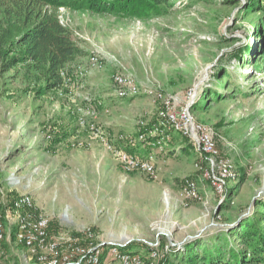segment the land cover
I'll use <instances>...</instances> for the list:
<instances>
[{"label": "rangeland", "instance_id": "1", "mask_svg": "<svg viewBox=\"0 0 264 264\" xmlns=\"http://www.w3.org/2000/svg\"><path fill=\"white\" fill-rule=\"evenodd\" d=\"M229 1L172 0L168 11L147 18L58 11L87 52L76 62L85 65L95 54L103 66L88 73L80 91L98 100L107 94L110 104L102 115L118 123H109L111 138L123 134L135 138L137 145L141 123L152 127L159 121L161 104L144 89L174 97L177 109L189 102L188 91L197 89L190 109L197 120L212 127L222 155L235 165L237 177L228 182L224 201L204 171L197 169L200 156L190 140L178 131L167 128L171 141L158 155L164 175L155 180L142 170L127 169L88 127L79 124L80 103H71L75 95L70 87L39 96L35 84L25 82L17 69L0 75V190L5 196L11 199L23 191L9 190L7 177L12 171L28 177L38 167L32 196L46 203L45 212L37 210L50 218L53 237L85 239L89 229L94 243L134 244L127 250L142 253L147 264L152 246L185 241L171 245L155 264H189L188 257L214 242L227 230L226 224L251 214L255 200H264V62L251 59L244 48L248 43L254 46L251 30L264 15H249L239 7L242 1ZM240 47L243 61L233 57ZM224 67L233 77L218 73ZM113 74L132 76L142 92L118 97ZM214 91L223 93V99H216ZM99 116L94 120L107 128ZM185 177L197 180L205 200L180 205L178 193ZM161 178L169 187V204ZM6 224L0 264H38L27 247L16 243L14 221ZM231 237L237 243V237Z\"/></svg>", "mask_w": 264, "mask_h": 264}, {"label": "built area", "instance_id": "2", "mask_svg": "<svg viewBox=\"0 0 264 264\" xmlns=\"http://www.w3.org/2000/svg\"><path fill=\"white\" fill-rule=\"evenodd\" d=\"M88 59L85 65L81 62L74 63L71 71L67 68L62 69L63 86H83L88 73L103 69L97 55H90ZM112 79L115 86L114 93L118 97L135 96L142 92L141 87L132 76L113 74ZM143 92L158 101L161 108L158 112L159 121L147 132L140 134L138 139L156 137L158 138L156 147L163 150L170 138L167 128L178 131L187 137L195 152L200 156V162L195 164L197 169L204 171V176L210 180L212 186L222 196L221 201H224L228 193V182L237 177L235 165L232 159L222 155L212 127L197 120L190 109V102L194 100L197 89L194 87L188 91L189 102L180 109H177L176 99L162 90L147 88ZM91 100L90 96L86 97L77 106L76 114L79 124L88 127L109 151L118 156L120 162L127 169H139L148 173L153 179L160 180L155 154L139 156L123 149L118 141L127 140L130 137L127 138L121 134L117 137L118 139L111 138V132L98 125L94 120L99 114V108ZM106 111L109 112L108 109ZM141 124L143 127L147 126L144 122ZM131 141L134 142L132 137ZM39 173V168L35 167L28 177L21 175L17 170L12 171L7 177L10 191H19V187H22L23 191L9 199L8 195L5 196V193L0 190V242L8 237L6 220H8V214L11 213L14 216L16 243L27 247L36 256L38 264H147L142 253L123 249V244L94 243L92 241L93 232L89 229L85 231V239L53 237L50 234L51 220L47 215L38 212L31 193ZM164 197L169 204L170 191L167 187L164 189ZM178 199L180 205L184 207H189L193 201L205 200L200 193L197 180L191 177L183 179ZM171 245L172 242L167 243L164 247L152 246L149 254L150 264L159 261L163 252H168ZM106 248L107 250H105Z\"/></svg>", "mask_w": 264, "mask_h": 264}, {"label": "trees", "instance_id": "3", "mask_svg": "<svg viewBox=\"0 0 264 264\" xmlns=\"http://www.w3.org/2000/svg\"><path fill=\"white\" fill-rule=\"evenodd\" d=\"M171 1L0 0V75L17 69L15 72H22V79L25 82L35 84L39 96L57 91L63 86L62 69L67 68L71 71L76 60L87 54L73 38L69 27L61 22L59 9L147 18L154 13L168 11L173 6ZM239 7L248 10L249 15L256 13L264 15V0H244L239 2ZM251 33L254 36L251 39L254 46L248 43L244 49L246 53H250L251 59L261 58L264 62V21L256 24ZM233 57L243 61L241 47L234 52ZM221 72L224 76L233 77V73L225 67L218 73ZM219 74L216 75V79L220 78ZM207 91L206 88L205 94ZM214 94L218 100L224 95L215 91ZM150 127L147 125L140 128L136 138L147 132ZM157 139L147 137L140 140L142 147L134 145L135 138L133 143L131 139L125 140L124 145L121 144L124 140H120L119 145L132 154L146 156L157 146ZM190 147L187 145V149ZM254 205L255 209L251 214L243 216L235 226L221 231L214 242L205 243L200 254L194 252L188 257V263L264 264V200L256 199ZM231 236L237 237V243H233ZM131 247H134V244L122 248Z\"/></svg>", "mask_w": 264, "mask_h": 264}, {"label": "crops", "instance_id": "4", "mask_svg": "<svg viewBox=\"0 0 264 264\" xmlns=\"http://www.w3.org/2000/svg\"><path fill=\"white\" fill-rule=\"evenodd\" d=\"M85 84H86V79H85ZM85 84L82 86V85H80V86H72V87H70V89H72V91L74 92V95L75 96H71V98H70V100L72 101L71 103L74 105V104H76V103H81L82 102V100L84 99V98H86V97H89L90 96V98L94 101V103L98 106V108H99V114H100V116H99V121L101 122V121H103L104 120V122L105 123H108V124H106L107 125V130H109V131H111L109 128V123H111V124H114V126H118L117 124L118 123H114L115 122V119H114V121L112 120H110L106 115H102L103 114V108L105 107V106H107V105H109L110 104V99H108L107 97H106V95L107 94H104V98H103V100H98V98H96L95 96H93V94H91V93H89V92H82V91H80V89H83L84 87H85ZM102 90V89H101ZM104 90V89H103ZM85 93V94H84ZM89 93V94H88ZM84 94V95H83ZM86 94H88V95H86ZM109 94V93H108ZM82 95H83V97H82ZM91 100V101H92ZM121 103H123V101H121ZM121 124V123H120ZM118 144H119V141H118ZM121 145V144H120ZM137 146H141L142 147V142L140 143V141H139V143L137 142ZM177 147H179V145L177 146ZM150 153H153V154H155V157H156V162H157V167L159 168V171H160V177H162V175H164V174H162V172H161V167H160V165H159V162H158V155H159V153H160V150L155 146V148H153L152 149V152H150ZM162 179V184L164 185V187H168V185L166 186V184H165V180H163V178H161ZM169 188V187H168ZM33 190V189H32ZM31 190V193L33 192ZM39 199H37V198H35L34 197V202H35V205L37 206L36 208H38V210H40V211H42V212H45L47 209V205H46V203L44 202V201H38ZM14 221V216L10 213V214H8V222H11V221Z\"/></svg>", "mask_w": 264, "mask_h": 264}, {"label": "water", "instance_id": "5", "mask_svg": "<svg viewBox=\"0 0 264 264\" xmlns=\"http://www.w3.org/2000/svg\"><path fill=\"white\" fill-rule=\"evenodd\" d=\"M246 214H244V215H242L241 217H239L238 219H236L234 222H232V223H229V224H226V228H230V227H233V226H235L238 222H239V220L243 217V216H245ZM206 228L204 227L203 229H201L200 230V233L201 232H203L204 230H205ZM197 237V234L196 235H189V237ZM198 236H199V234H198ZM185 243H186V241H185ZM185 243L184 242H182V243H178V244H184L185 245ZM188 243V242H187ZM111 245L113 244V243H110ZM177 243H175V242H172V245L173 246H176V245H178Z\"/></svg>", "mask_w": 264, "mask_h": 264}]
</instances>
